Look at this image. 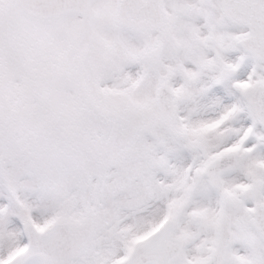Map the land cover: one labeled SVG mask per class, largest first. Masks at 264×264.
<instances>
[{"label": "snow or ice", "instance_id": "obj_1", "mask_svg": "<svg viewBox=\"0 0 264 264\" xmlns=\"http://www.w3.org/2000/svg\"><path fill=\"white\" fill-rule=\"evenodd\" d=\"M0 264H264V0H0Z\"/></svg>", "mask_w": 264, "mask_h": 264}]
</instances>
